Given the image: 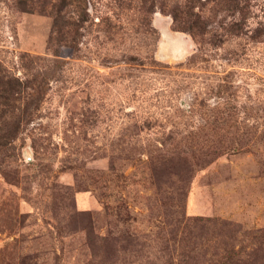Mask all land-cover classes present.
Returning <instances> with one entry per match:
<instances>
[{
    "label": "rangeland",
    "instance_id": "1",
    "mask_svg": "<svg viewBox=\"0 0 264 264\" xmlns=\"http://www.w3.org/2000/svg\"><path fill=\"white\" fill-rule=\"evenodd\" d=\"M0 67V264H264V0H0Z\"/></svg>",
    "mask_w": 264,
    "mask_h": 264
},
{
    "label": "trees",
    "instance_id": "2",
    "mask_svg": "<svg viewBox=\"0 0 264 264\" xmlns=\"http://www.w3.org/2000/svg\"><path fill=\"white\" fill-rule=\"evenodd\" d=\"M56 21L55 29L61 31L62 26L58 16H56ZM199 24L198 21H194L193 27L199 29ZM59 53L60 50H56V55L60 56ZM38 87L40 86H37L27 76L20 77L13 74L11 70L0 67V147H5L8 143L13 142L18 136L20 126L27 123L37 110L19 112L24 104L31 107L36 105L38 108L39 101L43 100L45 94V91ZM38 90L39 95L36 96L34 91L38 92ZM184 257V254H179V262H182Z\"/></svg>",
    "mask_w": 264,
    "mask_h": 264
}]
</instances>
